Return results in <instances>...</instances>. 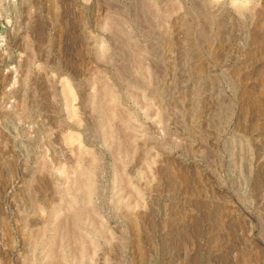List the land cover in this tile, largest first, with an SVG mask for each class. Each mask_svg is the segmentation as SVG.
I'll return each instance as SVG.
<instances>
[{
    "label": "rangeland",
    "instance_id": "374dc122",
    "mask_svg": "<svg viewBox=\"0 0 264 264\" xmlns=\"http://www.w3.org/2000/svg\"><path fill=\"white\" fill-rule=\"evenodd\" d=\"M0 264H264V0H0Z\"/></svg>",
    "mask_w": 264,
    "mask_h": 264
}]
</instances>
